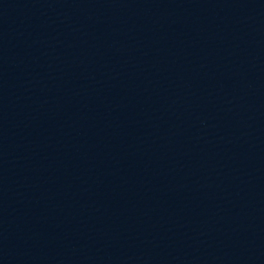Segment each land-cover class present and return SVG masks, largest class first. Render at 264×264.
Returning <instances> with one entry per match:
<instances>
[{
    "label": "water",
    "instance_id": "obj_1",
    "mask_svg": "<svg viewBox=\"0 0 264 264\" xmlns=\"http://www.w3.org/2000/svg\"><path fill=\"white\" fill-rule=\"evenodd\" d=\"M0 264H264V0H0Z\"/></svg>",
    "mask_w": 264,
    "mask_h": 264
}]
</instances>
